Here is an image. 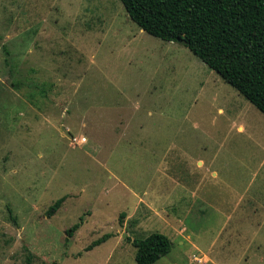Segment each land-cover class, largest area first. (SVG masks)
<instances>
[{"label": "rangeland", "instance_id": "obj_1", "mask_svg": "<svg viewBox=\"0 0 264 264\" xmlns=\"http://www.w3.org/2000/svg\"><path fill=\"white\" fill-rule=\"evenodd\" d=\"M151 231L152 264H264V114L120 0H0V264H136Z\"/></svg>", "mask_w": 264, "mask_h": 264}, {"label": "trees", "instance_id": "obj_2", "mask_svg": "<svg viewBox=\"0 0 264 264\" xmlns=\"http://www.w3.org/2000/svg\"><path fill=\"white\" fill-rule=\"evenodd\" d=\"M127 16L144 32L186 47L245 100L264 114V0H120ZM64 195L48 205L52 215ZM81 217L67 232L70 234ZM110 236L103 233L85 250ZM136 264H152L170 248L168 237L151 231L133 237Z\"/></svg>", "mask_w": 264, "mask_h": 264}]
</instances>
